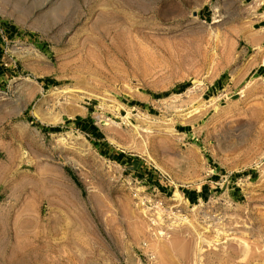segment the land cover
<instances>
[{
	"label": "rangeland",
	"instance_id": "obj_1",
	"mask_svg": "<svg viewBox=\"0 0 264 264\" xmlns=\"http://www.w3.org/2000/svg\"><path fill=\"white\" fill-rule=\"evenodd\" d=\"M262 6L0 0V264H264Z\"/></svg>",
	"mask_w": 264,
	"mask_h": 264
},
{
	"label": "bare ground",
	"instance_id": "obj_2",
	"mask_svg": "<svg viewBox=\"0 0 264 264\" xmlns=\"http://www.w3.org/2000/svg\"><path fill=\"white\" fill-rule=\"evenodd\" d=\"M215 10H216V16H220V13H219V11H218V9H217V7H215ZM261 28L262 29H264V25L263 26H261ZM107 37V36H106ZM98 45V44H97ZM101 45V44H100ZM102 47H103V45H101ZM103 51V50H102ZM64 87V86H63ZM191 88L192 87H188L187 89H186V92H188V91H190L191 90ZM54 89L55 90H57V91H60V92H63L64 90L66 91V88H60V87H54ZM64 91V92H65ZM193 91V90H192ZM178 95H180V94H178V93H174L172 96L174 97V96H178ZM96 96V95H95ZM214 98L215 97H211L210 98V100H209V102H212V101H214ZM189 112V111H188ZM61 139V138H60ZM176 196L179 198V199H182V193L179 191V190H177L176 191ZM193 207L195 208V205H193ZM244 242V241H243ZM245 244V243H244ZM248 245V244H247ZM245 247V246H244ZM246 252V251H245ZM246 255V254H245Z\"/></svg>",
	"mask_w": 264,
	"mask_h": 264
},
{
	"label": "trees",
	"instance_id": "obj_3",
	"mask_svg": "<svg viewBox=\"0 0 264 264\" xmlns=\"http://www.w3.org/2000/svg\"><path fill=\"white\" fill-rule=\"evenodd\" d=\"M50 130H51V131H57V130H59V126H51V127H50ZM118 155H119V154H118ZM188 196H189L190 199L193 198V196H190V195H188Z\"/></svg>",
	"mask_w": 264,
	"mask_h": 264
},
{
	"label": "crops",
	"instance_id": "obj_4",
	"mask_svg": "<svg viewBox=\"0 0 264 264\" xmlns=\"http://www.w3.org/2000/svg\"><path fill=\"white\" fill-rule=\"evenodd\" d=\"M262 9L264 10V6H262ZM259 21H264V16L259 18Z\"/></svg>",
	"mask_w": 264,
	"mask_h": 264
}]
</instances>
